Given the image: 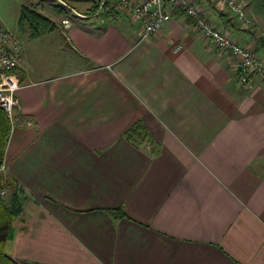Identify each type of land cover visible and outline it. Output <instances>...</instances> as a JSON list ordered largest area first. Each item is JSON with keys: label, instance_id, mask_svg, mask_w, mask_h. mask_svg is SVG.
I'll return each mask as SVG.
<instances>
[{"label": "crops", "instance_id": "obj_1", "mask_svg": "<svg viewBox=\"0 0 264 264\" xmlns=\"http://www.w3.org/2000/svg\"><path fill=\"white\" fill-rule=\"evenodd\" d=\"M70 1L75 18L16 37L24 86L2 171L24 201L7 252L18 264H264V75L241 84L183 14L141 39L113 0L94 13L104 0ZM200 2L264 59V0H238L244 22Z\"/></svg>", "mask_w": 264, "mask_h": 264}, {"label": "built area", "instance_id": "obj_2", "mask_svg": "<svg viewBox=\"0 0 264 264\" xmlns=\"http://www.w3.org/2000/svg\"><path fill=\"white\" fill-rule=\"evenodd\" d=\"M106 1V0H104ZM102 2L101 7L106 2ZM201 0H113L112 9L124 12L141 25V39L162 30L176 15L183 14L194 23L197 31L210 39L223 55H230L235 62L241 84L249 82L256 73L264 75V59L255 50L244 48L229 32L220 30L205 17ZM220 10H229L244 22L245 17L237 0H207ZM106 6V5H105ZM67 20L63 21L68 25ZM247 25V23H245ZM19 40L9 32L0 29V108L6 113L14 126L17 116L14 112L18 105L17 93L24 86L17 71L20 63ZM4 169L2 164L0 170ZM4 194V192H2Z\"/></svg>", "mask_w": 264, "mask_h": 264}, {"label": "trees", "instance_id": "obj_3", "mask_svg": "<svg viewBox=\"0 0 264 264\" xmlns=\"http://www.w3.org/2000/svg\"><path fill=\"white\" fill-rule=\"evenodd\" d=\"M98 6L100 4L92 9L93 13L96 12ZM19 23L22 29H24L25 23L29 25L31 38H38L56 28V24L52 23L49 17L39 13L35 8H30L28 5L22 7ZM11 130L12 125L10 120L0 108V167L5 161L6 148ZM143 130L144 127L138 124L135 128L128 131L127 136H139ZM17 186L19 185L12 176L0 170V264H18L7 252V242L12 231L13 223L23 211V192ZM11 188L13 189V193L8 201L2 192L6 191L7 193ZM113 212L117 217L126 216L121 209H115Z\"/></svg>", "mask_w": 264, "mask_h": 264}, {"label": "rangeland", "instance_id": "obj_4", "mask_svg": "<svg viewBox=\"0 0 264 264\" xmlns=\"http://www.w3.org/2000/svg\"><path fill=\"white\" fill-rule=\"evenodd\" d=\"M104 2H106L107 5L109 4V0H106ZM24 5H28L32 9L35 8L36 11L43 14L44 16L47 15L49 17H52L53 20L50 18L49 19L52 21V23H55V24L57 22L60 23V21H58V20H61L59 19L60 16L64 15L67 18L68 16H71L72 13L77 16V13L74 12V10L71 8L72 2L67 1V0H0V29L9 32L11 35L17 38L19 37L27 38V40L31 39L30 34H29V25L25 23L24 29H22L19 23L21 10ZM109 11H113V9L110 8ZM69 12H71V14H69ZM102 15L104 14L101 10L98 19L101 18ZM76 16L74 15L71 16V19L75 18ZM205 17H207L206 14H205ZM19 47H20V44H19ZM17 188H20V187L17 186ZM12 193H13V189L11 188L8 190L7 193L6 191H4L3 195L9 201Z\"/></svg>", "mask_w": 264, "mask_h": 264}]
</instances>
